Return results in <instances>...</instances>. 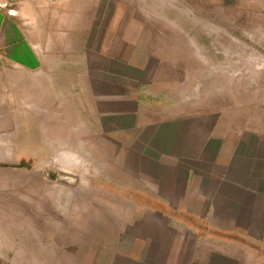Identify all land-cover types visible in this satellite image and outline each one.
I'll return each mask as SVG.
<instances>
[{
	"label": "crops",
	"instance_id": "obj_1",
	"mask_svg": "<svg viewBox=\"0 0 264 264\" xmlns=\"http://www.w3.org/2000/svg\"><path fill=\"white\" fill-rule=\"evenodd\" d=\"M191 1L220 5L210 34L221 36L222 66L241 64L228 60L241 48L230 35L264 43V0ZM149 10V0H0V162L20 148L22 111L48 85L68 84L76 53L93 115L124 137L115 145L149 198L119 235L126 263L264 264V114L187 96L175 36L191 31L150 27Z\"/></svg>",
	"mask_w": 264,
	"mask_h": 264
},
{
	"label": "rangeland",
	"instance_id": "obj_2",
	"mask_svg": "<svg viewBox=\"0 0 264 264\" xmlns=\"http://www.w3.org/2000/svg\"><path fill=\"white\" fill-rule=\"evenodd\" d=\"M149 7L157 16L150 27L191 31L190 37L175 36L188 66L186 95H213L222 105L229 97L230 106L235 101L249 117L264 114V43L230 35L228 43L241 48L228 60L241 64L224 67L221 36L210 34L222 26L219 4L149 0ZM76 55L69 53L62 74L68 84L48 85L51 91L43 89L35 107L22 111L20 148H6L0 162V264H127L119 235L143 217L149 198L132 177L129 150L115 145L124 137L103 130L93 115Z\"/></svg>",
	"mask_w": 264,
	"mask_h": 264
}]
</instances>
